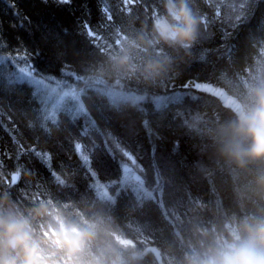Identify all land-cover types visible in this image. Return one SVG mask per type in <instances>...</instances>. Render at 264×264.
<instances>
[{
  "label": "clouds",
  "instance_id": "1",
  "mask_svg": "<svg viewBox=\"0 0 264 264\" xmlns=\"http://www.w3.org/2000/svg\"><path fill=\"white\" fill-rule=\"evenodd\" d=\"M206 8L221 15L216 0H105L104 23L90 29L88 58L66 96L84 110L95 96L119 115L170 89L194 60L205 64L202 82L183 85L200 95L173 92L196 102L173 119L215 166L167 191L131 172L101 182L70 168L44 178L0 165V264H264V28L210 61L208 49L194 51L212 22ZM9 57L0 50V60ZM217 172L227 177L230 203ZM121 193L131 194L123 206ZM146 206L168 227L167 239L141 223Z\"/></svg>",
  "mask_w": 264,
  "mask_h": 264
},
{
  "label": "trees",
  "instance_id": "2",
  "mask_svg": "<svg viewBox=\"0 0 264 264\" xmlns=\"http://www.w3.org/2000/svg\"><path fill=\"white\" fill-rule=\"evenodd\" d=\"M117 2L109 0L112 5ZM104 4L105 0H71L68 4L55 0H0V50L16 58L14 62L0 60V165L8 170L27 168L44 178L53 170L70 168L87 180L91 179V169L101 182H107L123 176L127 164L132 174L146 176L153 186L158 179L163 181L167 191L182 188L190 175L194 181H201L203 171L215 166L210 152L201 141L186 138L173 119L178 107L194 106L196 102L188 95L174 99L173 92L200 95L183 85L202 82L199 76L207 72L205 64L194 60L170 89L150 94L138 101L134 110L118 115L91 96L84 100V112L73 118L72 112L79 106L65 93L77 84L80 66L91 49L93 38L84 26L94 32L100 28ZM205 10L212 22L194 51L198 56L201 49H208L210 61L231 55L249 32L264 28V0H251L246 17L235 26L227 7H221L219 19L214 18L213 9ZM18 51L29 54L27 65L17 57ZM25 66L40 74L35 79H49L39 84L16 80L17 67ZM44 110L55 114V123L39 118ZM76 143L89 157L87 165L74 150ZM116 144L128 151L135 163L123 156ZM31 149L49 154L51 160L43 161ZM214 179L225 191V203H230L227 177L217 172ZM130 196L121 193L122 206ZM137 215L141 223L150 222L159 239L168 238V227L150 207Z\"/></svg>",
  "mask_w": 264,
  "mask_h": 264
},
{
  "label": "snow or ice",
  "instance_id": "3",
  "mask_svg": "<svg viewBox=\"0 0 264 264\" xmlns=\"http://www.w3.org/2000/svg\"><path fill=\"white\" fill-rule=\"evenodd\" d=\"M62 4H68V0H61ZM227 7L230 10V19L233 20V26H235V23L240 22L243 18L246 17L247 14V10L250 8L251 6V0H232V2L225 4L224 0H219V2L217 3V7L220 9L221 12V7ZM221 17L218 16L215 19H219ZM87 34H89L90 29L88 28L87 25L84 26ZM17 57L22 60L25 65H27V61L29 59V54L26 51L17 52ZM16 58L14 57H9L8 60L9 61H15ZM40 75L39 73H36L34 69H29V67L25 66V67H17V75L15 77L16 80L19 81H23L25 79L30 80V82L34 83V84H39L41 83L42 80H47L49 78L47 77H41L40 80L35 79L36 76ZM192 84L191 82H189V87H191ZM67 93H65L66 95ZM174 99H176V97H174ZM84 109L81 107H78L77 109H75V111L72 112L73 118H75L76 115L83 113ZM42 120H49L51 119L53 123L56 122L55 120V114H51L49 115L47 113L46 110H44L41 113V116L39 117ZM84 135H87V131H85ZM116 147L122 152L123 156L128 157L130 160L133 161V163H135L134 158L131 156V154L128 151H125L123 148L120 147L119 144H116ZM74 150L76 152H78L81 156V159L84 161V163L87 165L89 163V157L87 155L84 154V152L82 151V146L79 143H76L74 145ZM32 154H34L35 156H37L38 158H41L43 161L48 162L50 161V155L47 153H41V152H37L35 149H31L30 150ZM20 166H18L17 168H19ZM123 172H131V169L128 167L127 164H125L123 166ZM89 175L90 178L92 179L93 177H96L97 179H99L97 173L95 171H91V169L89 170ZM100 180V179H99ZM159 180V179H158ZM157 180V181H158Z\"/></svg>",
  "mask_w": 264,
  "mask_h": 264
},
{
  "label": "rangeland",
  "instance_id": "4",
  "mask_svg": "<svg viewBox=\"0 0 264 264\" xmlns=\"http://www.w3.org/2000/svg\"><path fill=\"white\" fill-rule=\"evenodd\" d=\"M207 32H208V31H207ZM207 32H206V34H207ZM206 34H205V35H206ZM199 167H200V166H199ZM199 167H198V168H199ZM199 171H200V170H199ZM200 172H201V171H200ZM136 174H137V173H136ZM176 180H178V177L176 178ZM165 188H166V187H165ZM166 190H167V188H166Z\"/></svg>",
  "mask_w": 264,
  "mask_h": 264
}]
</instances>
